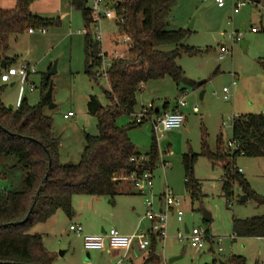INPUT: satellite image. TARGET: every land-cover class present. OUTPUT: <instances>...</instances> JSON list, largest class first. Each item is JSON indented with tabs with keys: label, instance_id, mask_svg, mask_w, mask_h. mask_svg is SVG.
Returning a JSON list of instances; mask_svg holds the SVG:
<instances>
[{
	"label": "rangeland",
	"instance_id": "obj_1",
	"mask_svg": "<svg viewBox=\"0 0 264 264\" xmlns=\"http://www.w3.org/2000/svg\"><path fill=\"white\" fill-rule=\"evenodd\" d=\"M235 3L236 0H225V6L220 8L215 0H177L164 22L171 29H190L191 33L184 43L203 51L200 55H184L178 60L186 77L195 81L197 86H187L183 95L171 77L151 80L137 94L134 112L123 113L116 121L118 126L128 127L131 122L141 123L135 121L136 116L151 107L164 109L165 102H168V109L172 108L183 96L188 102V106L181 108L186 118L181 128L156 132L153 115L128 130L132 142L143 153L149 152L153 141H157L159 158L151 171V187L145 185L142 193L134 188L135 194L117 195L115 203H109L107 197L99 199L105 206L122 213L119 218L124 220L126 226L133 227V234L140 227L147 229L151 226V221L146 217L149 202L152 203V210L160 213L161 210L166 211L163 195L167 189L181 199L183 221L179 222L176 212L170 210L166 237L164 240L158 237L156 251L162 258L159 264H212L219 259L226 262L233 255L246 257L247 264H264V237L236 238L233 235L234 219L263 216L264 205L257 203L254 197L241 202L240 197L244 192L237 179L231 193L227 194L223 190L227 161H211L204 154L205 149L218 153L219 146L224 150L231 149L228 143L232 137L235 115L264 112V30L257 33L251 31L252 27L260 25L264 12L248 3L234 13ZM49 19H58L59 24L47 28V33L36 29L35 34H30L28 30L12 39L10 53L12 56L18 55L14 67L18 68L26 61L35 69V73L30 74L26 83H22L19 76L2 83L4 90L1 98L7 107L13 105L14 109L23 98L32 105L38 104L44 95L43 75L51 74L57 62V72L52 74L51 79L53 94L50 104L55 107L50 108L48 104L44 113L52 119V132L60 143V162L77 164L85 148L86 134H99L97 118L87 109L89 98L96 96L103 105H107L109 101L104 89H108V83L103 77L94 79L86 73L85 35L88 32L94 35L95 26L86 28L79 10L69 15L60 14V17L54 15ZM101 29L104 50L112 54L117 49L120 55H124L126 47L114 45L125 36L120 23L103 20ZM239 32L248 42L247 47H242L241 42H233V36ZM223 45L231 47V54L221 60L219 52ZM172 48V45L162 47L165 50ZM217 69L219 72H216ZM235 77L237 84L232 86ZM201 81L205 83L198 86ZM31 84L35 87L33 91L30 90ZM224 87L230 88L229 99L223 92ZM195 106L198 109L193 110ZM68 112L74 116L65 118ZM191 152L198 154L194 173L201 183L202 196L196 200H192L186 188L182 164V156ZM164 160L168 166H164ZM232 164L241 170L238 177L244 178L254 193L264 196V157L239 155ZM24 176L25 170L17 165L15 156L0 155V190L22 191L25 188ZM119 178L121 183L131 186L125 174H120ZM127 186L120 184L119 190ZM74 197L75 208L88 214L94 196ZM124 210L131 218L124 215ZM204 210L211 213L210 221L204 219ZM69 223L67 227L62 224L59 228V239L53 238L58 246L55 264H114L122 257L121 254L105 259L99 256L98 251L86 250L83 236L71 231ZM86 224L82 222L84 234ZM186 226L189 230L196 227L206 231V246L200 251L191 247L187 237L179 238L180 233L186 236ZM61 251L67 253L62 256ZM176 257L180 258L172 260ZM132 262L145 264L143 258H128L122 264Z\"/></svg>",
	"mask_w": 264,
	"mask_h": 264
},
{
	"label": "trees",
	"instance_id": "obj_2",
	"mask_svg": "<svg viewBox=\"0 0 264 264\" xmlns=\"http://www.w3.org/2000/svg\"><path fill=\"white\" fill-rule=\"evenodd\" d=\"M36 0H17L13 9L0 7V77L2 61L13 65L16 58L6 57L9 41L30 29L47 28L59 24L58 19H49L31 11ZM118 15L123 34L130 37L125 54L115 58L108 71L109 101L103 105L96 96H90L87 109L97 118L99 134H86V144L77 164H62L59 158V140L52 132V119L44 113L51 103L45 98L52 74H44L43 93L40 102L32 105L23 98L17 109H9L2 101L3 85L0 80V155L15 156L17 165L25 170V188L22 191L0 190V264H55L56 254L46 249L40 234L30 233L37 223L48 221L57 210L62 209L68 217L73 215V198L76 195L107 197L111 201L119 195L120 174L137 170H153L158 158L157 141L154 140L147 162L135 163L130 159L142 155L128 135V130L141 123L131 122L128 127L117 125L121 114H131L137 105V94L151 80L171 77L182 91L197 83L186 77L178 60L184 56L200 55L203 51L185 42L190 29H171L165 24V16L177 0H118ZM75 10L82 12L85 26L91 24L88 0H70ZM172 45L170 50L163 46ZM101 43L91 33L85 35L86 73L97 79L101 65L98 54ZM9 67V66H7ZM216 72H219L217 69ZM165 102L164 108L168 107ZM156 108L147 111L148 118L160 114ZM237 148L218 153L209 150L204 154L211 161H227L223 190L229 194L237 179L244 194L254 197L264 205V196L254 193L249 183L241 177L232 162L237 156L264 157V115L262 113L239 114L233 117L232 137ZM198 154L182 156L185 185L192 200L201 198V183L195 177L194 168ZM30 213L27 220L26 217ZM233 235L264 237V215L244 220H233ZM158 237L152 235L145 264H158ZM212 264H219L214 260ZM225 264H247L241 255L231 256ZM259 264V263H256Z\"/></svg>",
	"mask_w": 264,
	"mask_h": 264
},
{
	"label": "built area",
	"instance_id": "obj_3",
	"mask_svg": "<svg viewBox=\"0 0 264 264\" xmlns=\"http://www.w3.org/2000/svg\"><path fill=\"white\" fill-rule=\"evenodd\" d=\"M219 7L225 6V0H215ZM252 4L255 7H259L264 12V0H236L234 6V13H237L239 9L246 4ZM119 5L118 0H88V7L90 10L91 24L94 25L96 32L94 33V37L101 43V49L98 54L101 59V65L97 70V76L103 77L108 82V71L112 65V62L115 58L122 57L120 52L116 49L112 54H109L104 50L102 46V37L103 32L101 29V24L103 20H116L117 22H123V18L118 15L117 7ZM260 30H264V15L261 20V24L258 27H252L251 31L253 33H257ZM39 32L45 33L46 29L41 28L38 29ZM30 33L36 32V29H30ZM89 33V32H88ZM233 42H243L242 33L234 35L232 38ZM130 37L125 35L122 40L114 43L115 46H125L127 49V45L130 42ZM125 49V50H126ZM231 54V47L229 48L226 45L221 46L219 52V58L223 60L226 56ZM31 73H35V69L30 66V64L23 62L18 68L14 66L7 67L2 73L0 80L2 83H8L12 80L13 77L19 76L21 78L22 83H26ZM237 84L236 77L232 82V86ZM35 89L34 85H30V90L33 91ZM183 95L185 91H182ZM223 92L227 95L229 99L230 88L224 87ZM188 102L183 96L182 99L178 100V103L174 108L170 111H165L160 114L154 115L153 118V127L154 131H170L174 129L181 128L185 121V115L181 111V108L186 107ZM194 109H198V107H194ZM264 115V112H262ZM74 116L72 112H69L65 117L69 118ZM148 118L147 111L144 110L141 114L136 116L135 121H142ZM228 147L231 149L237 148L236 141H229ZM135 163H143L147 162L148 157L146 155L134 156L130 159ZM164 162V166H165ZM241 170H239L240 172ZM126 179L132 183L135 189L139 190L141 193L144 191V186L151 187L152 185V172L150 169H144L143 172L139 173L137 170L132 171L129 174H125ZM116 179H120L117 177ZM164 202L166 206V211L161 210L160 213H155L152 210V203L149 202L148 205L150 209L148 210L146 217L151 221V226L147 229L138 228V231L132 235H126L121 233L117 228L111 227L108 230H104L102 233L97 235L84 234V228L80 224H71L70 230L77 233L78 235H82L84 238V247L88 251L96 250V251H105V250H124V251H133L136 250L138 252H145L151 245L152 235H156L161 240H164L166 237L167 230V221H168V213L169 211H174L177 214V219L179 222L183 221V210L181 208L182 201L180 198L172 195V192L167 189L164 193ZM189 240V243L192 248L200 251L202 248L206 246V231L203 228H193L186 233V236H183L181 233L179 235L180 239L186 238ZM222 249L219 248V252Z\"/></svg>",
	"mask_w": 264,
	"mask_h": 264
},
{
	"label": "crops",
	"instance_id": "obj_4",
	"mask_svg": "<svg viewBox=\"0 0 264 264\" xmlns=\"http://www.w3.org/2000/svg\"><path fill=\"white\" fill-rule=\"evenodd\" d=\"M16 3H17V0H0V7L3 9L9 10V9L15 8ZM30 8H31V11L33 14H36V15H39V16H42L45 18H50V17H53L54 15H57V16L59 15V17H60V14L63 15L64 13L69 15V14H73V12L76 11L73 8V6L71 5L70 0H36L31 4ZM220 8H222V7H220ZM72 17H73V15H72ZM260 24H261V21H260ZM168 27H169V25H168ZM244 27L245 26L243 25L242 29H244ZM173 29H175V28H173ZM45 33H47V31ZM45 33H43V34H45ZM30 34H35V32L30 33ZM17 36H12L10 38L9 50L6 53V57L16 58L15 63L17 61L18 55H14V56L11 55V53H10L11 44L10 43H11L12 39L16 38ZM241 43H244L246 45L245 47H247V45H248V42L245 40H243V42H241ZM6 62H7V66H14V64H15L14 63L13 65H11V63L9 61H6ZM26 63H28V62H26ZM28 64H30V63H28ZM195 107H197V106H195ZM173 108L174 107L168 109V107H167V108L161 109L160 107H156V109L160 112L170 111ZM193 110H195V109H193ZM152 118H154V116ZM185 120H186V118H185ZM139 150L141 151L140 147H139ZM141 153L143 155L146 154L143 152H141ZM164 162L166 164L165 166H168V162L165 160H164ZM121 184L122 185L128 184V186L123 187L121 190H119V195H131V194L136 193L134 191V186L132 185V183H130L131 186L129 185V183H121ZM74 198H73V215H72V217H68L64 211L61 212L60 210H57L56 213L48 221H46L44 223H37L30 230V233L42 235L44 246L49 251H51L53 253L56 252V249L58 246H56L53 238L59 239V237H60L59 236V230H60L59 228L62 226V224L66 225L65 227H67V224L69 222H70L69 226L71 224L82 225V222L88 223V224H86L87 229L85 231V234H90V235H97V234H100V231L102 233L104 230H108L109 229L108 225H111V227L113 226V227L117 228L123 234H126V235H132L133 234V227L126 226L124 223V220H122V218H119L120 215H122V213L118 212L116 210V208L105 206L101 201H99V199L101 197H95L94 196V201L88 210L89 211L88 214H85V213H83V211H79L78 209L75 208ZM108 201H109V203H115V199H113V201L108 199ZM124 212H125V214H124L125 216H128L129 218H131V215L127 211L124 210ZM107 213H109V214L107 216H105ZM42 225H45L46 227L44 228V227H42ZM186 228L189 230V228L187 226H186ZM98 252H99L98 253L99 256H101L102 258H105V259H107V257L116 258V257L121 256V254H122V257L118 260V262L114 263V264H122L128 258H130V260H132L133 258H135V259L136 258L137 259L143 258V260L145 261V258L147 255V251L138 252L136 250L127 251V252L124 250H105V251H98ZM66 253H67V251H64V254L62 256H64ZM57 261H58V259H57ZM161 261H162V258H161ZM132 264H134V263L132 262Z\"/></svg>",
	"mask_w": 264,
	"mask_h": 264
},
{
	"label": "water",
	"instance_id": "obj_5",
	"mask_svg": "<svg viewBox=\"0 0 264 264\" xmlns=\"http://www.w3.org/2000/svg\"><path fill=\"white\" fill-rule=\"evenodd\" d=\"M191 27H192V25H191ZM245 46H246V45H245L244 43H242V47H245ZM1 67H2L3 69H6V68H7V62H6L5 60L2 61V66H1ZM56 72H57V62L54 63V65H53V67H52V70H51V74H55ZM203 83H205V81H201V82H199V83H198V86H201ZM12 85H14V83H12ZM104 91H106V89H104ZM52 94H53V83H52V81H51V82H50V85H49V87H48V90H47V92H46V94H45V98H46L47 100L51 99V98H52ZM203 96H204V91L201 93V98H203ZM53 107H55V105H54V104H50V108H53ZM8 108H9V109H13V105H9ZM136 150L138 151V150H139V147H136ZM248 199H249V197H248L246 194H243V195L240 197V201H241V202H245V201H247ZM32 210H33V207L31 208V210H30V212H29V214L27 215V217H26L25 220L28 219V217H29L30 213L32 212ZM203 213H204V219H205L206 221H210V220L212 219V215H211L210 212H208L207 210H204ZM188 231H189V230L186 228V233H188ZM63 254H64V251H61V252H60V255H63ZM179 258H180V257H176V258H174V259H172V260H177V259H179ZM218 262H219V264H225V262L222 261L221 259H219Z\"/></svg>",
	"mask_w": 264,
	"mask_h": 264
}]
</instances>
